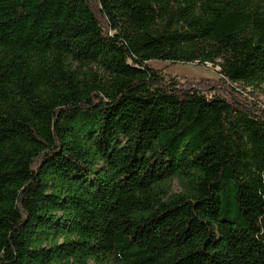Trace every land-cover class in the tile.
Instances as JSON below:
<instances>
[{"label":"trees","instance_id":"1","mask_svg":"<svg viewBox=\"0 0 264 264\" xmlns=\"http://www.w3.org/2000/svg\"><path fill=\"white\" fill-rule=\"evenodd\" d=\"M233 84L264 87V0H0V264H264V109Z\"/></svg>","mask_w":264,"mask_h":264},{"label":"rangeland","instance_id":"2","mask_svg":"<svg viewBox=\"0 0 264 264\" xmlns=\"http://www.w3.org/2000/svg\"><path fill=\"white\" fill-rule=\"evenodd\" d=\"M148 63L152 67L164 72L168 78L174 77L182 82L190 81V83L198 84L203 79H212L214 82H218L223 78L219 72V66H213L212 64L201 65L199 63H181L163 60H151ZM233 87L239 90L240 95L244 99L250 102H255L264 109L263 86L257 87L245 84H233ZM220 92L228 95L224 89H220ZM179 189L178 184H175L174 190L178 191Z\"/></svg>","mask_w":264,"mask_h":264}]
</instances>
